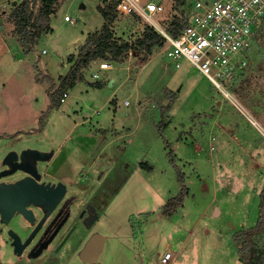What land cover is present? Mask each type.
<instances>
[{
  "label": "rangeland",
  "instance_id": "rangeland-1",
  "mask_svg": "<svg viewBox=\"0 0 264 264\" xmlns=\"http://www.w3.org/2000/svg\"><path fill=\"white\" fill-rule=\"evenodd\" d=\"M99 1L62 0L51 15L50 31L26 53L10 19L14 5H0V34L19 48L11 49L15 59L25 60L15 69V63L0 59V167L11 150H53L40 169L67 183L66 196L76 192L72 217L88 203L98 212L90 228L79 220L53 264H161L167 251L173 254L171 264H244L234 234L257 224L264 187V26L249 51V67L226 83L233 98L223 101L221 125L212 129L223 93L187 60L180 68L165 69L162 47L145 60L130 53L106 72L100 60L94 61L86 78L51 108L49 81L35 77L49 75L59 82L67 73L68 56L104 22ZM156 1L165 9L154 19L167 21L173 0ZM66 15L75 22L66 21ZM145 23L119 13L113 30L133 40ZM96 71L101 87L92 85ZM178 138L183 141L176 146ZM214 183L225 200L240 199L244 208L237 211L240 206L229 201L223 206L228 215L218 214L216 205L222 202ZM184 188L182 204L163 214L167 201ZM96 233L106 237L104 246L96 262H85L80 252ZM257 245L264 252V232ZM0 255L2 264H49L44 254L18 258L4 244Z\"/></svg>",
  "mask_w": 264,
  "mask_h": 264
},
{
  "label": "trees",
  "instance_id": "trees-1",
  "mask_svg": "<svg viewBox=\"0 0 264 264\" xmlns=\"http://www.w3.org/2000/svg\"><path fill=\"white\" fill-rule=\"evenodd\" d=\"M62 0H21L15 4L10 19L15 23V37L23 51L35 49V44L51 29V15L55 13ZM119 0H100L97 9L102 14L104 22L99 29L89 31L76 53L68 56L71 66L66 74L59 77L56 82L52 76L38 77L40 82L48 80L50 86V107L60 106L64 93L74 87L77 82L86 78V70L97 60H113L123 62L127 56L132 55L147 59L154 51L166 42L164 34L151 23L146 22L141 33L133 40L124 39L115 34L113 24L118 18L117 4ZM190 6V7H189ZM191 8V12L187 10ZM173 13L167 21L160 25L170 35L176 36L190 20L193 11L191 0H173ZM134 18H140L134 16ZM93 86L101 87L104 81L98 80ZM168 96L175 99L176 93L168 90ZM163 104V103H162ZM166 106V105H164ZM168 106V105H167ZM166 106V107H167ZM45 113L40 117V129L45 126ZM173 160V159H172ZM143 167L151 170L149 163L141 162ZM180 180L183 181L182 175ZM185 188L167 201L162 209L163 214L171 215L182 204ZM260 216L257 224L235 232L234 242L238 245L239 257L244 264H263L264 252L257 245V237L264 232V187L260 193Z\"/></svg>",
  "mask_w": 264,
  "mask_h": 264
},
{
  "label": "built area",
  "instance_id": "built-area-1",
  "mask_svg": "<svg viewBox=\"0 0 264 264\" xmlns=\"http://www.w3.org/2000/svg\"><path fill=\"white\" fill-rule=\"evenodd\" d=\"M164 9L156 0H119L117 4L120 14L140 17L164 34L166 42L161 47L166 58L165 69L180 68L187 60L221 90L222 101L232 99L226 83L249 67V51L264 26V0H195L188 25L176 36L154 19ZM65 20L75 22L69 15ZM98 64L106 72L121 63L100 60ZM93 77L98 80L101 72L96 71ZM68 95L65 92L62 101ZM172 258L173 254L167 251L161 264H170Z\"/></svg>",
  "mask_w": 264,
  "mask_h": 264
},
{
  "label": "flooded vegetation",
  "instance_id": "flooded-vegetation-1",
  "mask_svg": "<svg viewBox=\"0 0 264 264\" xmlns=\"http://www.w3.org/2000/svg\"><path fill=\"white\" fill-rule=\"evenodd\" d=\"M23 150H30V149L28 148ZM23 150L21 151L15 150V151H17L20 154ZM35 150L37 149H31L26 153L27 155L26 163L27 164L33 163V165H36L38 171L41 173V178L39 179V181L45 183H51V184L52 183L57 184L59 181H63L64 183H66L63 179L60 178L54 180L55 178L50 177L52 175H48V172L42 171L40 169V163L49 162L52 159L54 153L52 156L47 158L46 154H42L38 152L40 150L38 151ZM4 167L7 166L2 165L0 170ZM26 175H28V173L18 170L16 173L9 176H5L0 180L6 182L16 181L17 179L24 177ZM67 192H68V186L65 196L62 198V200H60L57 203V205L53 208V210L47 215L46 219H44V221L42 222V225H38V224L40 223V221L48 211V207L47 209L43 210L41 207L34 204L30 205L36 217L34 223H32L30 220H28L18 212H16L11 217L8 223L2 222L0 217V245L4 244L6 246L7 245L10 246L12 252L15 253L14 251L15 247L14 245H12V242L14 240V237L12 235L13 232L18 233L20 235L22 243H24L28 239L31 233L35 232V234L30 239L28 244L23 248L22 254L21 255H17L16 253L15 254L18 256V258H20L21 256H25V258H31V257L37 258L44 254L43 258L47 260L49 264H53L54 260L57 259L58 252L69 241V239L76 234V229L79 225V220L82 219V223L87 228H90L98 219L97 216V219L92 224H90V219L94 216V212L96 211V208L95 207L93 208L94 205L91 203H88L86 205V208L78 213L77 218L75 215L72 217L71 208L75 201L73 198L76 196V192L72 193L69 196H66ZM16 217H18L16 221L17 225H13L12 221H14ZM10 230H12L11 233ZM74 244L75 247L73 253H76V243ZM39 248H40V252L38 253V255L34 256L33 253L37 252Z\"/></svg>",
  "mask_w": 264,
  "mask_h": 264
},
{
  "label": "water",
  "instance_id": "water-1",
  "mask_svg": "<svg viewBox=\"0 0 264 264\" xmlns=\"http://www.w3.org/2000/svg\"><path fill=\"white\" fill-rule=\"evenodd\" d=\"M82 7H84V4ZM30 150H23L20 154L17 151L12 150L9 151L3 158L2 165L7 167L0 170V179L5 176L12 175L18 170L28 173V175L21 177L16 181L6 182L0 180V217L1 221L4 223H8L16 212L34 223L36 217L30 207V205L34 204L41 207L43 210L48 207V211L38 224L42 225V222L46 219L47 215L66 194L67 185L63 181H59L57 184L39 181L41 173L38 171L36 165H33V163H26V153ZM38 152L46 154L47 158L52 156L54 153L53 151ZM97 216L98 213L95 211L94 216L90 219V224L97 219ZM11 231L12 230H10V233ZM34 234L35 232L31 233L28 239L22 243L20 235L13 232L12 235L14 240L12 245H14V251L17 255L22 254L23 248L28 244ZM104 242V235H93L80 252L83 261L92 263L96 262L99 253L104 246ZM39 252L40 248L37 252L33 253L34 256L38 255Z\"/></svg>",
  "mask_w": 264,
  "mask_h": 264
},
{
  "label": "crops",
  "instance_id": "crops-1",
  "mask_svg": "<svg viewBox=\"0 0 264 264\" xmlns=\"http://www.w3.org/2000/svg\"><path fill=\"white\" fill-rule=\"evenodd\" d=\"M9 2H12V4L15 6V4L17 3V2H19L18 0H1V3H0V5L1 6H8V4H9ZM4 11V10H3ZM1 20V19H0ZM10 21V20H9ZM14 23V22H13ZM17 47V45L14 43V42H11V41H9V40H6V38L4 37H2L1 36V34H0V59H3V58H5L6 60H8L10 63H12V64H14L15 63V69H17L18 68V64L17 63H21L22 61H25V60H17V59H15L16 57H15V55H13L12 53H11V49H15ZM18 48V47H17ZM19 49V48H18ZM14 58V59H13ZM15 73V72H14ZM14 73H13V75H14ZM35 80L36 81H38L37 79H36V77H35ZM112 81L113 80H116V79H111ZM111 83V82H110ZM111 86V85H110ZM138 94V97L140 96L139 95V93H137ZM222 97V96H221ZM221 97H220V100H218V102H217V106H218V110L215 112V114L212 116L213 117V120H212V122H211V125H210V129H212V127H213V125L216 123V124H220L219 123V120H220V118H221V113H222V111H223V101L221 100ZM211 105H214V101H212V104L210 103V106ZM208 113V112H207ZM116 124V128H118L117 127V123H115ZM221 125V124H220ZM178 139H181V140H176L175 141V143H176V146L178 145V143L180 142V141H183V138H178ZM187 141V140H186ZM170 145V144H169ZM30 149V148H29ZM98 157H99V155L97 156V158L96 159H98ZM107 157V156H106ZM95 159V160H96ZM93 163H94V161H93ZM1 168V167H0ZM84 171V170H83ZM85 173V172H84ZM127 179V178H126ZM215 184V186H216V188H217V184L216 183H214ZM217 193H218V195H220V197H221V202H222V206L221 205H219V204H217L216 205V209H217V213L218 214H220L221 212H222V210L224 211V209H223V206H224V203L225 202H229V201H234V202H236V204H238L240 207L238 208V210L237 211H241L243 208H244V205H243V202L240 200V199H233V198H230V199H226L225 200V198L223 197V196H221L222 194H221V191L220 190H218V188H217ZM214 201H215V198H213L212 199V201L211 202H213V204H214ZM210 202V203H211ZM210 203L208 204V205H210ZM207 205V206H208ZM225 212V211H224ZM226 215H228L227 213H226ZM0 259H1V255H0ZM239 259H240V257H239ZM3 262H5V261H0V264H2ZM10 264H12L11 262H10ZM171 264V263H170Z\"/></svg>",
  "mask_w": 264,
  "mask_h": 264
}]
</instances>
